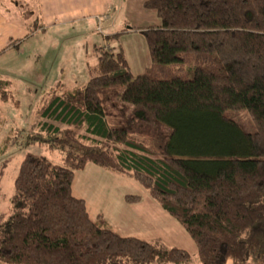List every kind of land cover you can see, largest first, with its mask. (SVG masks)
I'll return each mask as SVG.
<instances>
[{"label":"trees","instance_id":"obj_1","mask_svg":"<svg viewBox=\"0 0 264 264\" xmlns=\"http://www.w3.org/2000/svg\"><path fill=\"white\" fill-rule=\"evenodd\" d=\"M144 6L161 21L140 32L152 58L144 74H132L121 47L103 49L83 88L60 84L35 113L42 121L18 131V148L64 158L22 160L0 223V264H264V0ZM11 87L0 77L1 102ZM89 163L146 188L191 236L198 263L92 219L72 189Z\"/></svg>","mask_w":264,"mask_h":264},{"label":"rangeland","instance_id":"obj_2","mask_svg":"<svg viewBox=\"0 0 264 264\" xmlns=\"http://www.w3.org/2000/svg\"><path fill=\"white\" fill-rule=\"evenodd\" d=\"M145 2L0 0V13L6 22L0 49L7 47L9 38L18 35L19 30L25 34L16 49L0 57V75L13 81L12 91L21 103L18 114L23 118L25 114L30 116L45 93L58 83H64L69 90L83 87L91 79L89 68L97 64L103 49L121 46L132 74L135 77L144 74L152 58L140 32L161 24L156 12L145 8ZM130 29H136L137 33H130ZM122 30L128 31L121 34ZM204 87L207 86L199 88ZM22 120L20 126L28 129V120ZM12 131L8 126L5 134H0V172L2 164L9 161L0 178V223L9 212L14 182L24 157L34 154L60 165L64 158V154L40 145L18 148L15 142L20 140V132L6 146V134ZM72 189L74 197L85 200L93 219L104 217L122 236L185 250L193 263H198L197 247L188 232L133 178L89 163L76 173ZM126 196H138L141 200L128 203ZM148 225L152 227L147 228Z\"/></svg>","mask_w":264,"mask_h":264},{"label":"crops","instance_id":"obj_3","mask_svg":"<svg viewBox=\"0 0 264 264\" xmlns=\"http://www.w3.org/2000/svg\"><path fill=\"white\" fill-rule=\"evenodd\" d=\"M145 4V3H144ZM2 15V13H0V37H2L3 35H4V28H5V26H6V22H5V20H4V18L1 16ZM128 30H126V31H124V30H122L120 33L121 34H123V33H125V32H127ZM137 33V31H136V29H130V33ZM24 33H23V35H22V33L20 32V30H19V32H18V35H16V34H13L10 38H9V45L7 46V47H5V48H3V49H0V57L2 56V55H4V54H6V53H8V52H10L13 48H17L20 44H21V42L24 40L23 38H24ZM23 36V37H22ZM28 36V35H27ZM115 46V45H114ZM116 48H119V47H121V46H115ZM114 47V48H115ZM115 48V49H116ZM122 48V47H121ZM151 65H152V62H151ZM151 67V66H150ZM149 67V68H150ZM147 70V69H146ZM89 71H90V68H89ZM91 75V74H90ZM0 77H3V78H6V79H8L10 82H11V84H12V87H13V85H14V83H13V81H11L8 77H6V76H3V75H0ZM90 81V80H89ZM60 84H64V83H58V84H56L53 88H51V89H49L46 93H45V95H47L49 92H51L54 88H57ZM87 84V83H86ZM85 84V85H86ZM65 85V84H64ZM84 85V86H85ZM83 86V87H84ZM12 87H11V91H12ZM83 87H81V88H83ZM77 89H79V88H77ZM77 89H75V90H69L68 89V86H66L65 85V87H64V91H66L67 93H73V92H75ZM34 91H37L36 89L34 90ZM13 92V91H12ZM44 93V91H42V94ZM42 100L43 99H41V101L40 102H38V104L36 105V107H35V109H34V112L30 115V116H27L26 117V114H25V116H24V118H25V121H27L28 120V128L29 127H31L33 124H37V123H39V122H41L42 121V119L40 118V117H35L36 116V112H38V110L39 109H41L42 107H43V104L41 103L42 102ZM30 106H28V107H26V109L28 110V108H29ZM20 108H21V103L19 102V100H17L16 99V97H15V95H14V93H13V98L11 99V100H9L8 102H1L0 101V111H1V117H2V125H0V134H5V129L6 128H8V126H10L12 129H13V131H12V134L13 135H16V132H18L19 130H21L22 129V127L20 126V120L21 119H23L24 120V118H23V115H21V114H18L19 113V110H20ZM19 116H20V118H19ZM35 117V118H34ZM22 120V121H23ZM69 120H70V118H69ZM68 120V121H69ZM68 121H65L64 123L65 124H63V123H60V122H58V121H56V122H53V121H48V123L50 124V125H54V126H59V127H61V128H65L66 126H67V122ZM47 122V121H46ZM6 135H8V134H6ZM91 136V135H90ZM91 138H95L94 136H91ZM15 183V182H14ZM13 196V195H12ZM127 197V196H126ZM133 197H138V196H133ZM77 199H79V198H77ZM80 200H83V199H80ZM85 201V200H84ZM157 203V202H156ZM158 204V203H157ZM87 205V204H86ZM159 205V204H158ZM160 206V205H159ZM161 207V206H160ZM162 208V207H161ZM163 209V208H162ZM163 211H165L164 209H163ZM166 212V211H165ZM167 213V212H166ZM168 214V213H167ZM90 215V214H89ZM169 216H171L170 214H168ZM91 217V216H90ZM172 217V216H171ZM92 218V217H91ZM104 218V217H103ZM172 218H174V217H172ZM93 219V218H92ZM97 219V218H96ZM105 219V218H104ZM175 219V218H174ZM106 220V219H105ZM175 220H177V219H175ZM178 221V220H177ZM179 222V221H178ZM108 223V222H107ZM179 224H180V222H179ZM181 225V224H180ZM108 226H109V224H108ZM182 226V225H181ZM110 227V226H109ZM150 227H152V226H150V225H148V227L147 228H150ZM155 226H153V228H154ZM183 227V226H182ZM110 228H112V227H110ZM184 228V227H183ZM112 229H114L118 234H122V232H120L116 227L114 228H112ZM185 229V228H184ZM186 230V229H185ZM122 236V235H121ZM190 236V235H189ZM123 237H126V236H123ZM191 237V236H190ZM132 238H134V237H132ZM192 239V238H191ZM193 240V239H192ZM195 243V242H194ZM196 245V244H195ZM164 246V245H163ZM197 247V246H196ZM168 248V247H167ZM172 248H175V247H172ZM172 248H170V249H172ZM178 249V248H177ZM180 250H182V249H180ZM185 251V250H184ZM187 252V251H186ZM197 255H198V248H197ZM227 264H234L233 263V261H229Z\"/></svg>","mask_w":264,"mask_h":264}]
</instances>
